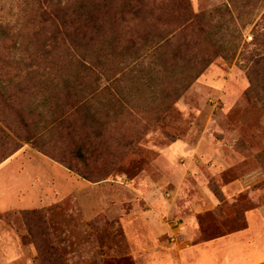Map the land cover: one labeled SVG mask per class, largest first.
Returning <instances> with one entry per match:
<instances>
[{"label": "rangeland", "instance_id": "374dc122", "mask_svg": "<svg viewBox=\"0 0 264 264\" xmlns=\"http://www.w3.org/2000/svg\"><path fill=\"white\" fill-rule=\"evenodd\" d=\"M22 1L0 0V30L16 27ZM165 1L145 0L163 7L168 5ZM191 5L196 14L221 10L215 17L208 16L207 23L223 26L227 39L218 44L227 50L223 54L230 49L229 54L235 55L215 59L192 85L168 101L162 99L158 84L146 89L144 71L150 60L122 65L121 71L128 69V75L120 85L116 82L119 69H113L109 81H102L100 69L81 73L86 84L92 83L84 93L87 98L105 84L111 86L115 98L109 116L64 118V125L45 137L55 138V153L40 144L22 143L0 165L4 197L20 202H0V264H134L127 252L124 222L147 211L170 224L202 212L198 220L203 241L242 227V211L236 206L246 199L241 195L235 203H221L230 184L264 169V86L251 97L247 94L252 86L249 71L264 57V0H191ZM161 15L158 26L167 30L170 19ZM179 36L177 45L189 39L186 34ZM15 42L9 37L0 43V55L15 54L16 65V53L29 55L16 52ZM65 56L64 62L41 59L40 75L57 82L73 77L65 68L72 55ZM260 72L264 74V67ZM75 110L66 107L64 112ZM36 120L41 121L39 130L45 131L47 123ZM75 134L94 145L87 141V155L93 156L89 166L73 157L71 136ZM63 156L66 165L59 161ZM14 176L21 185L16 192L10 181ZM204 193L216 203L202 205ZM221 212L236 216L224 221L212 218ZM54 250L58 258L51 255Z\"/></svg>", "mask_w": 264, "mask_h": 264}, {"label": "trees", "instance_id": "16d2710c", "mask_svg": "<svg viewBox=\"0 0 264 264\" xmlns=\"http://www.w3.org/2000/svg\"><path fill=\"white\" fill-rule=\"evenodd\" d=\"M165 2L168 5L163 7L145 0H23L16 27L8 31L2 26L0 30V43L9 37L14 38L16 52L29 55L23 57L16 53V65L13 62L15 54L0 55V165L21 149L22 143L40 144L45 149L43 132L33 128L27 119V112L22 113L28 92L26 85L35 78L42 79V74L37 70L41 59L44 62L55 57L64 62L65 55L70 54L72 58L67 65H73L79 56V63L92 66L95 57L92 54L95 52L108 54L122 45L147 43L155 37L161 50H167L159 57L163 68L169 73L183 70L188 86L215 59H232L235 54H229L230 49L228 54H223L227 50L223 44H218V41L227 39L223 26L207 23L208 16L215 17L220 14V9L210 15L205 12L196 14L192 10L191 0ZM161 14L170 19L167 30L158 26ZM180 18L182 20L178 22ZM141 34L144 40L140 39ZM179 34H186L189 39L177 45ZM263 67L264 57H261L249 71L252 86L247 94L250 97L257 92V88L264 86V74H260ZM4 69L7 70L6 75L3 74ZM23 72L25 76L21 78ZM83 152L75 153V158L87 165L89 158ZM59 161L64 165L68 163L66 158ZM68 168L73 170L71 164H68ZM83 176L88 179L86 174ZM54 251L51 255L58 258L57 251Z\"/></svg>", "mask_w": 264, "mask_h": 264}, {"label": "crops", "instance_id": "0c3cea01", "mask_svg": "<svg viewBox=\"0 0 264 264\" xmlns=\"http://www.w3.org/2000/svg\"><path fill=\"white\" fill-rule=\"evenodd\" d=\"M225 12L230 14L231 10L227 9ZM140 36V39L144 40V35L141 34ZM155 39L157 38L152 37L147 43L122 45L114 52L110 50L108 54L100 55V59H98L99 56H95L92 66H85L76 59L73 65H65L66 70L74 74L73 77H61L59 82L42 75L41 80L38 77L32 83L26 85L28 92L25 94L22 113H28L27 119L30 120L33 128L41 129L39 128L40 124H38L41 121L37 122L36 118L47 123L43 127V130H45L43 131L45 148L55 153L57 146L54 142L55 138L50 137L47 141L45 137L47 138L51 131L60 129L64 125V118L84 115L85 118L89 117L94 120L98 118L101 120L109 116V107L115 98L111 86L105 84L104 89L98 90L91 98H87L84 93L92 86V83L86 84L84 78L80 77L81 73H94L95 69H100L103 77L102 81L105 79L109 81L108 75L113 72L114 68L115 70L119 69V77L116 82L120 85L128 75V69L121 71L120 67L122 65L131 64L133 61L134 64H137L140 61L150 60L146 67L147 71H144L147 75L146 89H151L153 83L158 84L162 89V99L168 101L179 95L183 89L188 88L183 70L169 73L163 68L159 57L167 50L164 48L161 50V47L157 44L158 39L155 45H152ZM113 62H115L114 67L110 65ZM155 73L157 78L154 79L153 74ZM94 99L99 103V108L94 104ZM35 101H37L36 105ZM66 107L76 108V110L65 113ZM120 108L123 110L124 107L120 106ZM74 131H76L75 128ZM76 137L77 134L71 136L73 157H75V153L84 151L83 154L90 161L93 156L87 155V151H89L87 141L91 146L94 145H92L90 139L84 140V138ZM64 157L62 159H65ZM79 163L85 165L82 162ZM85 166H89V162ZM1 170L3 171V168H0V174ZM16 180V176L10 179L13 182V192H16L21 186L19 181L16 183ZM263 183L264 171L259 168L224 189L225 199L221 203L222 206H225L226 203H235L241 195L246 199L244 203L238 204L240 206H236L239 213L242 211V227L235 231L229 232L228 230L220 237L208 241H203L201 236V223L198 219L201 217L202 212L195 211L187 217L177 218L173 224L149 211L141 213L140 216H129L124 222L128 256L131 257L134 264H264ZM3 187L0 186V202L19 204L17 198L4 197ZM202 198H204L202 205L209 206L216 203L211 194L204 193ZM246 205L249 206L244 208ZM233 216L236 215L221 212L219 215L214 214L212 218L215 220L220 218L224 221L223 219L229 220ZM223 227L224 229L227 228L225 225Z\"/></svg>", "mask_w": 264, "mask_h": 264}]
</instances>
